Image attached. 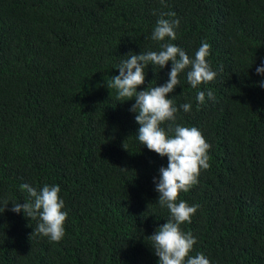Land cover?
Returning a JSON list of instances; mask_svg holds the SVG:
<instances>
[{
  "label": "trees",
  "instance_id": "obj_1",
  "mask_svg": "<svg viewBox=\"0 0 264 264\" xmlns=\"http://www.w3.org/2000/svg\"><path fill=\"white\" fill-rule=\"evenodd\" d=\"M169 12L180 23L164 42L189 56L207 42L217 73L196 89L181 73L167 97L175 124L210 145V167L178 197L199 206L181 225L197 241L190 255L264 264V0H0V264H158L147 237L170 216L153 183L168 160L138 141L135 100L107 83L129 53L160 50L151 34ZM170 69L149 65L137 91L162 86ZM25 183L59 185V242L30 239L38 220L11 211L28 201Z\"/></svg>",
  "mask_w": 264,
  "mask_h": 264
},
{
  "label": "clouds",
  "instance_id": "obj_2",
  "mask_svg": "<svg viewBox=\"0 0 264 264\" xmlns=\"http://www.w3.org/2000/svg\"><path fill=\"white\" fill-rule=\"evenodd\" d=\"M165 17H175V13L161 14L151 34L153 41L162 42L160 50L141 52L139 55L129 53L117 66L119 75L112 76L107 87L116 89L118 99L124 102L135 100L130 111L136 113L138 141L168 160L167 167L159 169V178H154L153 183L159 194L157 203L161 208L166 207L170 216L154 234L147 237L151 241L150 247L159 258L158 264H210L203 253L190 255L197 241L190 231L181 230V225L191 223V217L199 206H190L186 201L178 200L181 192L189 191L198 182L201 169L207 170L210 167V157L207 155L210 145L196 127L175 124L178 108L173 99L167 97L179 85L178 77L181 73L186 72L187 82L194 89L213 81L217 73L206 60L210 54L207 42L202 41L193 56L171 42H164L166 38L170 41L176 39V29L180 23L178 18ZM169 62L171 69L165 84L154 87L149 85L146 90L137 91L138 86L145 82V70L149 65L163 69ZM256 74L264 76V62L256 68ZM259 86L264 88V80ZM205 95L210 100L214 99L211 90L207 93L198 91L196 100L199 104L205 102ZM191 108L190 103L180 105L185 113L190 112ZM165 121L172 122L167 131L161 127ZM20 188L28 194L29 199L23 204L12 203L11 211L17 214L23 212L26 218L38 220L30 239L43 236L51 242H59L65 234L64 224L68 216L64 211L65 202L59 196V185L45 184L37 190L25 183ZM6 207H0V213Z\"/></svg>",
  "mask_w": 264,
  "mask_h": 264
}]
</instances>
